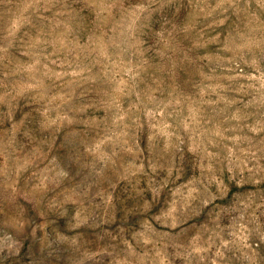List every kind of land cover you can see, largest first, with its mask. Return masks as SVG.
Segmentation results:
<instances>
[{
	"label": "clouds",
	"instance_id": "9594fccd",
	"mask_svg": "<svg viewBox=\"0 0 264 264\" xmlns=\"http://www.w3.org/2000/svg\"><path fill=\"white\" fill-rule=\"evenodd\" d=\"M0 264H264V0H0Z\"/></svg>",
	"mask_w": 264,
	"mask_h": 264
}]
</instances>
